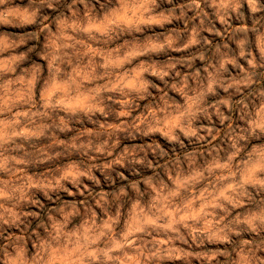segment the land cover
Returning <instances> with one entry per match:
<instances>
[{"label":"clouds","instance_id":"clouds-1","mask_svg":"<svg viewBox=\"0 0 264 264\" xmlns=\"http://www.w3.org/2000/svg\"><path fill=\"white\" fill-rule=\"evenodd\" d=\"M0 264H264V0H0Z\"/></svg>","mask_w":264,"mask_h":264}]
</instances>
